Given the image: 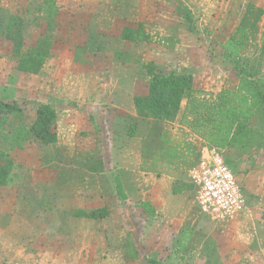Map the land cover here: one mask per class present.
<instances>
[{"label": "crops", "instance_id": "obj_1", "mask_svg": "<svg viewBox=\"0 0 264 264\" xmlns=\"http://www.w3.org/2000/svg\"><path fill=\"white\" fill-rule=\"evenodd\" d=\"M23 1L0 0L1 25L6 26L9 17L21 12L29 16L26 21L32 17L31 20L36 22V26L29 27L41 31L40 18L45 19L46 14L44 0L18 4ZM71 1L75 0H58V14L63 8L74 13L76 9L69 4ZM87 1L92 6L85 4L77 8L82 12L79 21L85 25L84 29L80 30L79 39H72L86 45L89 56L109 53L110 9L103 0H99L100 4ZM31 2L36 4L31 5ZM45 21H51L45 19L42 22L47 27ZM3 32L4 35L0 31V97H7L8 92L14 91V98L57 106L56 143L45 148L40 144L34 150L30 149L31 145L14 148L21 152L24 165L14 166L7 185L2 188L7 190L8 196H14L15 209H23L29 203L36 206L34 210L31 207L36 213L38 205L49 208L48 205L58 202L74 207L59 206L55 211L72 210L75 215L78 210L107 208L109 214L105 218H108L112 210L117 209L114 206L121 204L120 211L135 208L128 210L127 218L131 221L140 219L144 223L141 233L135 232L134 245L125 250L137 251V259L143 255L170 262L176 253V241L186 229H192L190 245L181 264H264V149L256 158L247 154L236 162L235 168L243 170L242 182L248 199L245 208L233 219L214 221L209 229H202L203 214L195 203L193 185L184 179V175L191 161L200 158L202 148L207 144L181 124L185 102L174 122L143 119L134 105V97L139 95L136 92L137 77L127 63L123 65L113 56L109 68L100 63V69L96 70L95 66L92 71H78L71 41L49 37L50 55L40 73H24L17 69L19 60L12 54L11 42L8 43L10 50L4 48L6 28ZM43 35L48 37L42 33L31 45ZM134 50L131 52L136 53ZM116 51L113 50V55ZM123 53L117 55L122 57ZM222 86L213 91H220ZM29 117L28 128L36 111ZM133 124H136V130L130 137ZM152 127L162 130L161 137L156 135L158 132H152ZM109 133L111 144L107 143ZM154 138L157 139L153 141ZM255 161L259 164L258 169L251 168ZM30 162L36 166H29ZM116 176L123 184L126 199L117 192ZM25 197H29L30 202ZM144 202L148 206L142 205Z\"/></svg>", "mask_w": 264, "mask_h": 264}, {"label": "rangeland", "instance_id": "obj_2", "mask_svg": "<svg viewBox=\"0 0 264 264\" xmlns=\"http://www.w3.org/2000/svg\"><path fill=\"white\" fill-rule=\"evenodd\" d=\"M94 1L101 3L99 0ZM103 2L110 9L108 15L110 31H107L109 53L95 54L96 57L95 55L89 56L86 54L88 53L86 52L87 46L80 45L78 41L72 39H79L80 30L84 29L85 25L79 21V15L82 12L77 8L83 7L85 4L92 6V3L87 0L85 2L84 0L71 1L69 4L74 6L75 12H68L63 8L56 16L55 21L44 22L48 25L47 27L42 24L45 19L40 18L41 31L29 27L36 26V22L31 20L32 17L26 21L29 16L19 12L18 14L23 16L22 20L25 22L24 26H20L25 46L29 47L31 42L35 41V37L42 33L47 34L52 40L69 39L74 52L76 69L83 72L92 71L95 66L96 70L102 68L100 63L109 68L108 65L111 64L110 62L115 56V59H119L120 63L123 65L127 63L133 69V74L137 77L138 82L136 92L139 95H145L148 91L150 77L143 65L149 62H154L157 71L162 74L191 73L194 78V87L204 92L218 93L219 91L213 90L220 85H223L222 88L236 86L241 76L237 75L234 62L225 57L223 45L237 33L248 2H253L264 8V0H103ZM28 3L30 0L18 2L22 5ZM33 4L36 2H31V5ZM188 11L194 18L195 32L189 29L186 18ZM138 24L142 25L150 34L149 41L122 40L123 28ZM6 40L4 48L8 49L10 40ZM133 48L136 53L131 52ZM113 50H117L114 52L115 55L112 53ZM120 52H125L121 54L124 56H118L117 54ZM100 56L105 58L101 59ZM242 56L244 58L242 61H248L255 66L251 68L252 70L260 68L258 80L264 85V17L256 33L249 36L247 43L242 48ZM7 94L6 98H14L15 92L10 91ZM32 112H35L33 108L25 111L29 116H32ZM27 121L30 122V119ZM108 129L112 128L108 126ZM151 129L153 133L158 132L156 135L162 132L159 128L152 127ZM11 130L14 131V128ZM9 134L11 132L8 133L4 130L0 135V153L4 152L12 158L13 168L19 163L24 165L21 152L14 148L20 145L26 147L31 145L30 149L34 150L40 147V142L27 138V141L18 144L12 140L13 137ZM107 137H109L107 143L111 144L110 133ZM159 137L161 136L159 135ZM156 139L154 138L153 141ZM162 145L164 144L162 143ZM41 146L42 148L47 147V145ZM89 147L91 146L88 145ZM96 147H98L97 143ZM110 147L109 145L108 148ZM224 153L231 161H235L239 156L237 150L229 149ZM147 159L153 158L147 157ZM197 159L191 161L190 168L184 175V179L189 183H191L189 173L198 162L199 159ZM252 165V169L259 167L256 161ZM29 166L36 165L30 162ZM235 169L237 179L247 197L241 176L243 170ZM1 190L0 195L2 196L4 191L5 194L0 200V211H2L0 214V264H125V262L127 264H147V257L140 255L138 259L136 258L137 251L134 253L125 251L129 250L130 245H134L135 232L141 233L144 229L142 228L144 223H141L140 219L131 221L127 218L128 210L135 208L129 207L120 211L118 208L121 209V204L118 207L115 205L114 207L117 209L112 210L108 218L103 217L95 220L75 216L72 210L71 212L55 211L59 206L61 208L66 206L67 209L68 206L71 209L74 207V205H59L58 202L48 205L49 208H44V206L40 208L41 206L38 205V211L34 213L31 210L33 204L29 203L23 209H15L12 203L14 196H8L5 188ZM25 199L30 202L29 197H25ZM2 208L4 210H1ZM34 208L36 206L32 207L33 210ZM202 214L204 221L201 228L209 229L214 221L206 214ZM131 216L133 217V213H130ZM141 256L145 259H142ZM177 256L178 254H174L170 262H179Z\"/></svg>", "mask_w": 264, "mask_h": 264}, {"label": "trees", "instance_id": "obj_3", "mask_svg": "<svg viewBox=\"0 0 264 264\" xmlns=\"http://www.w3.org/2000/svg\"><path fill=\"white\" fill-rule=\"evenodd\" d=\"M58 0H44L46 8L45 19L55 21L58 15ZM188 11L186 15L189 29L195 32L193 17ZM22 15H12L6 26L0 23V31L6 28L5 36L11 42L12 54L19 62L17 69L24 73L38 74L45 65L49 55L51 40L46 35L40 37L37 43L25 46L21 27L25 22ZM264 17V8L253 2H248L241 17L237 33L223 45L224 55L234 62V69L241 78L236 86H224L218 93L204 92L194 87L191 73L162 74L157 71L156 64H144L150 82L145 95H136L134 105L139 117L156 119L162 122H174L179 116L182 104L185 109L181 124L200 137L208 146L222 151L237 150L238 159L231 161L226 156L232 168L245 155L259 156L264 149V85L260 83V68L244 60L242 48L250 35H254ZM44 18V17H43ZM2 27V29H1ZM121 38L133 42H147L150 34L140 24L125 26ZM33 108L36 117L28 128L26 122L30 117L25 113ZM14 128V131L11 130ZM4 130L11 132L12 140L20 143L29 136L31 140L41 145H51L58 141L57 106L50 103L36 102L24 98L0 97V135ZM136 124L129 130V136L135 134ZM13 160L6 153H0V190L6 186L13 170ZM118 194L126 199L123 184L116 176ZM142 205L148 206L146 202ZM109 214L107 208L92 211L78 210L75 216L99 219ZM186 229L183 236L176 241V254L179 262H162L148 259L149 264H181L184 253L190 245V233ZM172 258H170V261Z\"/></svg>", "mask_w": 264, "mask_h": 264}, {"label": "built area", "instance_id": "obj_4", "mask_svg": "<svg viewBox=\"0 0 264 264\" xmlns=\"http://www.w3.org/2000/svg\"><path fill=\"white\" fill-rule=\"evenodd\" d=\"M189 177L198 209L213 221L233 219L245 208L247 197L224 151L205 145Z\"/></svg>", "mask_w": 264, "mask_h": 264}]
</instances>
